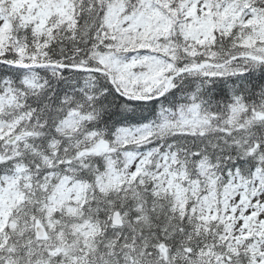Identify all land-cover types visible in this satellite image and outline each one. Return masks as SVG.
Segmentation results:
<instances>
[{"label": "snow or ice", "instance_id": "snow-or-ice-1", "mask_svg": "<svg viewBox=\"0 0 264 264\" xmlns=\"http://www.w3.org/2000/svg\"><path fill=\"white\" fill-rule=\"evenodd\" d=\"M0 264H264V0H0Z\"/></svg>", "mask_w": 264, "mask_h": 264}]
</instances>
